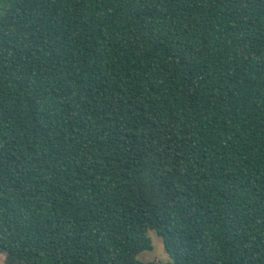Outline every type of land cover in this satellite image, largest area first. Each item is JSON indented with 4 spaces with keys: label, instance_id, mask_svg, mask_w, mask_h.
Instances as JSON below:
<instances>
[{
    "label": "trees",
    "instance_id": "obj_1",
    "mask_svg": "<svg viewBox=\"0 0 264 264\" xmlns=\"http://www.w3.org/2000/svg\"><path fill=\"white\" fill-rule=\"evenodd\" d=\"M0 1L5 264H264V0Z\"/></svg>",
    "mask_w": 264,
    "mask_h": 264
},
{
    "label": "rangeland",
    "instance_id": "obj_2",
    "mask_svg": "<svg viewBox=\"0 0 264 264\" xmlns=\"http://www.w3.org/2000/svg\"><path fill=\"white\" fill-rule=\"evenodd\" d=\"M1 8V1H0ZM148 236L151 239L152 250L144 251L140 253L137 258L142 262H154V263H166L170 261L167 253L164 250L163 243L160 237H158L153 231L148 232ZM5 255L0 252V264L4 263Z\"/></svg>",
    "mask_w": 264,
    "mask_h": 264
}]
</instances>
